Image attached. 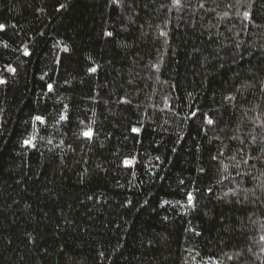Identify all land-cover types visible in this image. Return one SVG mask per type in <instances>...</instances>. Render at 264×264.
I'll return each instance as SVG.
<instances>
[{
    "label": "trees",
    "instance_id": "trees-1",
    "mask_svg": "<svg viewBox=\"0 0 264 264\" xmlns=\"http://www.w3.org/2000/svg\"><path fill=\"white\" fill-rule=\"evenodd\" d=\"M0 24V264H264V0H0Z\"/></svg>",
    "mask_w": 264,
    "mask_h": 264
},
{
    "label": "snow or ice",
    "instance_id": "snow-or-ice-1",
    "mask_svg": "<svg viewBox=\"0 0 264 264\" xmlns=\"http://www.w3.org/2000/svg\"><path fill=\"white\" fill-rule=\"evenodd\" d=\"M253 2H254V0H249V7H251V4H252ZM121 3H122V0H110V4H111V5L119 6ZM172 6L178 8V7L180 6V0H172ZM63 7H65L63 4L60 5V8H57V11H60V9H62ZM200 7H204L203 3L200 4ZM225 15H227V13H226ZM242 18H243V20H245V21H247V22H249V23H253V24L255 23L254 20H253V18H252V15H251V13H250L249 11H244V12L242 13ZM255 26H256V27H260L261 25H255ZM4 28H5V25L0 24V30H4ZM160 35L166 37V36H167V33H166V32H161ZM105 36H106V37H111V36H112V33H111V32H105ZM5 47H7V45H5ZM64 50L67 51L66 48H65ZM23 54H24L25 56H28V55H29V52L27 51L26 48L24 49ZM7 71L10 72V73H15L16 70H15L14 68H12V67H8V68H7ZM89 72H90V73H94V72H96V68H94V67L89 68ZM42 78H43V77H42ZM6 82H7V81H6L5 79L0 78V84H5ZM261 85H262V86H261V88H260V91H261L262 93H264V80L261 81ZM248 86H249V85H247V84H245V83H242V84H241V87H242V88H246V87H248ZM47 87H48V91H49V92H51V91L53 90V86H52L51 84H48ZM238 91H239V89H238ZM226 99H228V100H232V99H235V98L229 96V97H226ZM121 102H122V103H128V101H126V100L121 101ZM66 108H67V106H65V110H66ZM196 115H197L196 112H192L191 116H189L188 118L191 119V118L195 117ZM203 115H204V122L207 123L209 126H212V125L214 124L213 119H211L210 117H208L207 114H203ZM32 119H33L34 122H39V123H41V124L44 123V119H43V117H41V116H39V115L34 116ZM66 119H67L66 115H64V114H61V115H60V120H61V121H64V120H66ZM133 131H134V132H137L138 129L134 128ZM80 135H81L82 137H84L85 139L89 140V141H91V140L93 139V131H92V129H91L90 127L87 128V130L82 131V132L80 133ZM253 139H255V138H253ZM49 142H51V141H49ZM241 143L243 144L244 141H241ZM24 144H25V145L32 146V140H31V139L25 140V141H24ZM262 151H264V149H262ZM220 155H223V153H220ZM212 159L215 160V159H217V157H216V156H213ZM233 159H235V157H233ZM243 162H244L245 164H247V163H248V160H244ZM125 163L127 164L128 161H125ZM181 183H183V181H181ZM235 194H236V193L234 192L233 195H235ZM226 195H227V194H226ZM187 200H188V204H189V206H192V205H193V196H192V193H187ZM196 234H197V235H200V233H196ZM261 240L264 241V237H261Z\"/></svg>",
    "mask_w": 264,
    "mask_h": 264
}]
</instances>
